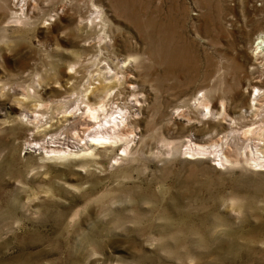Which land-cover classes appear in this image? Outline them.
<instances>
[{"label":"rangeland","instance_id":"1","mask_svg":"<svg viewBox=\"0 0 264 264\" xmlns=\"http://www.w3.org/2000/svg\"><path fill=\"white\" fill-rule=\"evenodd\" d=\"M25 10L11 21L20 5L0 0V264H264V171L223 136L264 133V99L257 112L249 105V82L264 81V0H27ZM166 47L180 53L175 64ZM102 63L132 68L145 100L125 107L131 151L68 159L27 149L47 136L33 137L18 107L45 102L52 114ZM205 90L211 113L192 105Z\"/></svg>","mask_w":264,"mask_h":264},{"label":"bare ground","instance_id":"2","mask_svg":"<svg viewBox=\"0 0 264 264\" xmlns=\"http://www.w3.org/2000/svg\"><path fill=\"white\" fill-rule=\"evenodd\" d=\"M13 3L15 7L20 5V12L12 11L11 21H25L27 18L25 10L27 0H13ZM93 6V12H91L89 18L93 23L100 25V29L103 30L105 37L104 42L106 45H110L114 42V37L106 34L107 24L104 13L99 7ZM218 10L221 11V7ZM254 21L255 18L250 19V22ZM161 54L169 63L175 64V60L180 59V53L176 55V52H170L168 47L164 48ZM255 54L264 59V28L256 37ZM89 62L91 63V61ZM124 68L121 69L119 66L118 68L111 67L108 64L105 65L102 63L98 66L97 73L86 76L84 82L83 79H75V86L72 87L73 92L68 94L65 100L55 105V110L52 114L45 112L50 107L45 102L42 105L35 106L36 109L33 112L38 113L27 112L23 107H18L22 108L20 109L21 116L18 119L21 124L33 125L31 128V130H34L32 131L33 137L38 133L40 135L44 134L45 137L47 136L43 141H34L35 138L30 139L26 144L27 149L30 151L38 150L40 152L43 150L48 156L53 155L58 158L68 159L100 154L103 152L102 150L114 151L115 146L120 144L119 149H122L123 152L127 153L131 151V144L135 142V133L129 122L131 118L130 111L125 109V107L129 105L130 107H134L136 103H143L145 100L139 97L142 92L138 88L136 73L128 65L124 66ZM112 69L114 70V74L110 75ZM69 78L72 79V76ZM95 79L98 80L96 84H94ZM78 80L80 81L79 83ZM263 82V75H258L249 82V85L254 89V93L250 97L249 105L255 112L261 109L258 106L264 99ZM90 84H94V86L88 89ZM116 86L118 88L114 89ZM80 89H83L84 92H80ZM127 95L135 97L134 104L131 105L125 102ZM208 96L209 92L207 93V90L198 92L193 98L192 105L197 108L202 107L204 109L203 112L211 113ZM37 108L42 109L37 110ZM60 113L64 115L57 119L56 125L54 124L56 127H54L53 120ZM262 117L263 119H260L261 122L259 125L264 124V115ZM49 123L50 126H46ZM41 127L42 129L40 130L39 128ZM255 127L257 126H254V128H245L241 133L229 131V133L227 132L228 134L223 136H225L226 142L230 139L233 140L232 143L238 155H246L249 163L255 168L264 171V133ZM54 129H59V132H55ZM253 137H258L261 143L255 142L254 145L250 144V146L248 142L251 143ZM214 145L219 146L217 143ZM221 145L223 144L221 143ZM208 152L209 150L205 146L203 147L197 144H188L187 146V153L190 154L198 155ZM214 154L218 156L221 164L231 161L228 156L224 155L222 147L215 148Z\"/></svg>","mask_w":264,"mask_h":264}]
</instances>
